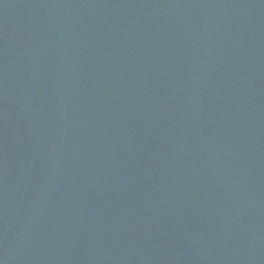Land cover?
Wrapping results in <instances>:
<instances>
[{"label":"water","instance_id":"obj_1","mask_svg":"<svg viewBox=\"0 0 264 264\" xmlns=\"http://www.w3.org/2000/svg\"><path fill=\"white\" fill-rule=\"evenodd\" d=\"M0 264H264V0H0Z\"/></svg>","mask_w":264,"mask_h":264}]
</instances>
